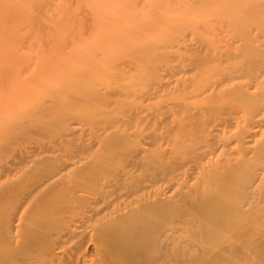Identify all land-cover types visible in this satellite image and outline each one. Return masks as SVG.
<instances>
[{"label":"bare ground","instance_id":"obj_1","mask_svg":"<svg viewBox=\"0 0 264 264\" xmlns=\"http://www.w3.org/2000/svg\"><path fill=\"white\" fill-rule=\"evenodd\" d=\"M52 1L0 0V264H264V0Z\"/></svg>","mask_w":264,"mask_h":264},{"label":"rangeland","instance_id":"obj_2","mask_svg":"<svg viewBox=\"0 0 264 264\" xmlns=\"http://www.w3.org/2000/svg\"><path fill=\"white\" fill-rule=\"evenodd\" d=\"M22 1H23V0H20L19 4L17 5V7L19 6L18 9H20V8H22V7H29L30 4L28 5V2H30V0H26L25 3H24V1H23L24 4H27V5H25V6H22V5H23V4H22ZM54 1H55V2H54ZM57 1H58V0H53L52 3H54L55 6H56V5L59 4V2H61L60 0H59L58 2H57ZM13 3H14V2H13ZM13 3H3V5H9V6H11ZM30 3H31V2H30ZM54 4H52V5H54ZM86 4H88L87 1H86V3H85V1H79V2H75V1H74L73 3H71L70 6H73V9H74L73 12L71 13L72 16H73V14H76V13H75V11H76L75 9H76L77 7L79 8V10H80V8L83 9V8H84L83 6L89 7V5L87 6ZM89 4H91V3L89 2ZM82 7H83V8H82ZM84 9L86 10V8H84ZM84 9H83V10H84ZM19 11H20V10H19ZM170 14H171V13H168V15H170ZM172 14H173V13H172ZM172 14H171V15H172ZM168 15L166 14L165 16H168ZM172 16H173V15H172ZM172 16H171V17H172ZM90 17H92V14H91ZM95 17H96V15H95ZM168 17H170V16H168ZM78 18H79V17L77 16V19H78ZM91 19H92V18H91ZM101 20H103V18H102ZM78 21H79V20H78ZM163 21H164V20H163ZM16 22H17V23H16ZM75 22L77 23V21H75ZM101 22H102V21H101ZM9 23H11L12 25L9 24ZM162 23H163V22H162ZM5 24H6V26H5ZM8 24H9L10 26H12V27L9 28L10 26L8 27ZM18 24L20 25V23H19L18 21H15V20H13V22H12V21H9L8 23L0 24V32H1V31H4V32H5V29H6L7 27H8L9 29H11V30L6 29V32H7L8 34L14 32L15 30L17 31L18 29L21 28V25L19 26ZM75 25H76V28L73 30V27H75ZM77 25H78V24H72V25H70V27H68V28L66 27V29H68V30L65 29L67 32H66V31H63V30H61L62 32H60V30H59V31L57 30V31H56L57 33L55 32L56 35L54 34V38H55V39L60 38V40H61V38H62V39L64 38L63 41L66 42V44L64 43V45H65V46L68 45V46H67V49H64L65 46H62L61 49H60V47L57 46V44H58L57 42H55L54 44H53V43H50V44H51V49H50L51 51H50V53H48V56H47V57H45V55H47V53H46V51H47L46 48H45V49H40V47L37 46V47L39 48V49H38V48L35 46V44L31 45V47H29V46L27 45V46H28L27 49L25 48V47H27V46H25V47L23 46L22 49L20 50L19 55H18V56H22V57H20V62H21V63L19 64V63L17 62V63H18L17 65H20V66H16V68L18 67L17 69H20V68L23 66L22 63H23L24 61H27V63H24L25 65L28 64V61H29L28 59H29V57H28L27 60H25V59L27 58V57L25 58V56H27V55H23V54H25V53H27V52H29L28 54L31 55L30 58H33V56H35L34 54H36V55L38 56V59H36V56H35L34 58L36 59V60H35L36 62L39 61V64H40V61H42V60H41V56H42L43 60H45V62H44L45 64H43V66H47L48 64H49V65H50V64L53 65L52 63H58V62L61 60L63 64L61 63V61L57 64L58 66H57V71H56V72H58V73L54 72L56 69H54L52 66H50L51 70H49V69H48V70L51 71V73H53V74L56 73V74H54V76H51V75H50L51 73H50V74L46 75L45 77L42 76V78H46V77L49 78V77L51 76V78H49L48 81H47V84H48L49 80H50V82H55V81H53V80L56 79V78H58V77L60 76V74H61L60 71L64 70V69L62 68L64 65L67 66V67L65 66V67H66L65 72L71 71L73 67H75V68L77 69L78 67H76V66H79V67H80L81 65L83 66V64H84V66H85V63H86V66H87V64H88V63H87L88 60L85 58V56H84V54H83L84 51H86V50H84L83 48H84V46H85V48H86L87 46H88V48H89V46L93 43L92 41H95V40H94L95 38L92 37V38H93V40H92L91 36H93V35L96 33V31H95L96 29L90 30V29H91V28H90V29H89L90 31H88V32L86 31L87 33L84 35L85 31L82 32V30H81V31L78 30L79 27H77ZM159 26H160V24H159ZM156 27H157V26H156ZM4 28H5V29H4ZM14 28H15V29H14ZM77 28H78V29H77ZM157 28H158V27H157ZM62 29H63V28H62ZM69 29H72V30L74 31L75 35L79 36L78 38H79L80 40L77 41V42H78V44L76 43L77 45H76L75 43H74V44L71 43L72 40L70 39V36L68 35V31H70ZM8 30H9V31H8ZM84 30H85V29H84ZM78 31L82 32L81 35L79 34ZM109 31H111V30H109ZM59 32H60V33H59ZM98 32H99V31H97V33H96L95 35H97ZM25 33H26V32H25ZM71 33H72V31H71ZM108 33H110V32H108ZM152 33H153V32H152ZM154 33H155V32H154ZM72 34H73V33H72ZM110 34H111V33H110ZM16 35H17V34H16ZM104 35H105V33H104ZM106 35H107V34H106ZM113 35L116 36L114 33H113ZM60 36H61V37H60ZM97 36L99 37V36H101V35L98 34ZM111 36H112V34H111ZM114 36H112L111 38H113V40L115 41ZM0 37H1V38H0V40H1V41H0V44H2V46H4V44H5V40H6V44H7V45H8L9 42H11L10 45H12V42H17V41H23V40H24L23 38H22L21 40H20L19 38H16L15 40H11V38L9 39V38H4V37H2V36H0ZM9 37H10V36H9ZM98 37H96V41H95L94 43H97L98 40L100 41V40H103V39L105 40V38H108V39L110 38L109 35H108V37L103 36V37H105V38H98ZM78 38H77V39H78ZM115 38H116V37H115ZM117 38H118V37H117ZM117 38H116V40H117ZM3 39H4V40H3ZM55 39H54V40H55ZM83 39H84V40H83ZM90 39H91L92 41H91ZM70 40H71V41H70ZM113 40H112V39H111V40L109 39V41H113ZM86 41H87V42L91 41V43L89 42V43H88L89 45H88V44L86 43ZM99 41H98V42H99ZM80 42H81V44L83 43V46H82L81 44H79ZM84 42H85V43H84ZM7 45H6V46H7ZM79 45H81V47H80ZM86 45H87V46H86ZM94 45H95V44H94ZM98 45H99V44H97L96 46L93 47V44H92L91 46H92L93 48H96ZM34 46H35L36 48H34ZM56 46H57V47H56ZM104 46H105V45H104ZM19 47H20V46H18V47L15 46L14 48H15V49H18V52H19V49H20ZM53 47H54V48H53ZM68 47H69V48H68ZM82 47H83V48H82ZM92 47L89 48V49L91 50ZM107 47H108V46H107ZM24 48H25V49H24ZM55 48H56V49H55ZM57 48H58V49H57ZM79 48H81V50H83V51L79 50ZM33 49H34V50H33ZM53 49H55L54 52H52ZM63 49H64V50H63ZM76 49H77V50H76ZM86 49H87V48H86ZM89 49H88V50H89ZM99 49L101 50V47H99ZM171 49H172V48H171ZM175 49H176V48H174V49H172V50H175ZM23 50H26V52H25V51L23 52ZM29 50H30V51H29ZM32 50H33L34 53H32ZM35 50H36V51H35ZM39 50H40V51H39ZM56 50L59 51L60 55H59V53H58V54L55 53V52H58V51H56ZM72 50H73V51H72ZM74 50H75V51H74ZM78 50H79V53H81V52H83V53H81V54L78 55ZM88 50H87V52H89V54H93V51L91 52L90 50H89V51H88ZM38 51L41 53V56H40V54L38 53ZM70 51H71V52H70ZM80 51H81V52H80ZM97 51H98V50H97ZM21 52H22V55H21ZM47 52H48V51H47ZM69 52H70L71 54H70ZM72 52H73V53H72ZM87 52H86V54H87ZM95 52H96V51H95ZM42 53H43V54H42ZM45 53H46V54H45ZM52 53H55L54 56L58 55L59 57H58V56H56L55 58L50 57ZM64 53H65V54H64ZM96 53H97V52H96ZM98 53H99V52H98ZM52 55H53V54H52ZM66 55H67V56H66ZM81 55L84 56V57L81 58V57H80ZM63 57H64V58H63ZM66 57H67V58H66ZM78 57H79V58H78ZM34 58H33V59H34ZM84 58H85L87 61H84V60H85ZM5 59H6V58H5ZM5 59H4V60H5ZM22 59H23V61H21ZM33 59H30V60L33 62V61H34ZM62 59H63L64 61H63ZM67 59H69V60L67 61ZM137 59H138V58H137ZM18 60H19V59H18ZM57 60H58V62H57ZM138 60H139V59H138ZM35 61H34V62H35ZM71 61H72V63H70ZM32 62L29 63L30 65H26V66H25L26 69L28 70V66H29L30 68H31V67L34 68L35 66H37V67H35L36 69L34 68V69L30 70L31 72H30V71H27V73H28V75H29L30 77H27L28 75L26 76L24 73H22L23 75H22L21 78H24L23 76H25V80H27V79H29V78L32 80V78H33L32 81H37V80L39 79V77L37 76V78H35L34 75L32 76V74H33L32 72H33V71H38L37 69L39 68V66H38V63L35 62V63H36V64H35V63L33 62L34 64H32ZM51 62H52V63H51ZM64 62H67V64H64ZM138 62H140V60H139ZM138 62L136 63V65L139 64ZM73 63L75 64V66L73 65ZM77 63H78L79 65H78ZM68 64H69V66H68ZM89 64H91V63H89ZM32 65H33V66H32ZM49 65H48V67H49ZM72 65H73V66H72ZM55 66H56V65H55ZM19 67H20V68H19ZM41 67H42V66H41ZM59 67H60L62 70H61ZM65 67H64V68H65ZM42 68L44 69V67H42ZM58 68L60 69V71L58 70ZM161 68H164V66H162ZM23 69H24V68H23ZM26 69H25V70H26ZM45 69H46V68H45ZM40 70H41V69H39V71H40ZM133 70H134V69H133ZM133 70L131 71V73H132V74H134V72L136 73V71H133ZM162 70H163V69H162ZM15 71H17V70H15ZM23 71H24V70H23ZM45 71H46V74H47L48 71H47V70H45ZM13 72H14V70H13ZM13 72H12V74H13ZM29 72H30L31 74H30ZM43 72H44V71H42V73H43ZM14 73H15V72H14ZM27 73H26V74H27ZM34 73H35V72H34ZM59 73H60V74H59ZM62 73H64V72H62ZM131 73H130V74H131ZM17 74H18V72L16 73V75H17ZM38 74H41V72H38ZM44 74H45V73H44ZM53 74H52V75H53ZM58 74H59V75H58ZM10 75H11V74H10ZM14 75H15V74H14ZM16 75H15V76H16ZM20 75H21V74H20ZM49 75H50V76H49ZM55 75H56V76H55ZM15 76H12V77L15 78ZM31 76H32V78H31ZM40 76H41V75H40ZM48 76H49V77H48ZM8 77H9V76H8ZM8 77H6V79H7ZM12 77H11V78H12ZM54 77H55V78H54ZM14 78L11 79V84H13V81H15ZM16 78H17V77H16ZM34 78H35L36 80H34ZM42 78H40V81H41ZM47 78H46V80H47ZM52 78H53V79H52ZM8 79H10V78H8ZM30 79H29V81H30ZM124 79H125V78H124ZM124 79L121 80L122 83L124 84V83L126 82V84L128 85V84H129L128 82H130L131 79H129V77H128V78L126 77L125 80H124ZM19 80H20V78H19ZM19 80H18V82H19ZM23 80H24V79H22V81H23ZM43 80L45 81V79H42V82H43ZM51 80H52V81H51ZM57 80H59V79H56V81H57ZM32 81H31V82H32ZM3 82H4V81H3ZM16 82H17V81H16ZM14 83H15V82H14ZM21 83H24V82H20L19 84H21ZM33 83H34V82H32V84H33ZM40 83H41V82H38V81H37V82H35V84H33L32 86H35V88L37 87L36 89L38 90V88H41V86H43V85H41ZM122 83H121V85H123ZM4 84H5V83H4ZM9 84H10V83H9ZM9 84H8V85H9ZM11 84H10V85H11ZM15 84H16V83H15ZM15 84H14V85H15ZM28 84H29L28 81H26V86H27V88L29 89L28 91H30L31 93H33V92H34L33 90H35V88L33 87L34 89H32V86H29ZM42 84H44V83H42ZM49 84H50V83H49ZM51 84H52V83H51ZM39 85H41V86H39ZM45 85H46V84H45ZM45 85H44V86H45ZM1 86H2V85H1ZM4 86H5V85H4ZM22 86H23V85H22ZM26 86H25V87H26ZM49 86H50V85H49ZM123 86H124V85H123ZM12 87H13L14 90H17V88H18V87H17V88H14V86H12ZM15 87H16V86H15ZM20 87H21V86H20ZM30 87H31V88H30ZM9 88H10V87L7 88V86H5L4 89H3V88H0V93H1V91L6 90L5 92H8V94L10 95V98H11L12 93H11V91H10ZM48 88H49V87H48ZM23 89H24V88H23ZM42 89H44V87H42ZM42 89H40V90H42ZM45 89H47V88L45 87ZM26 90H27V89H26ZM37 90H36V91H37ZM12 91H13V90H12ZM28 91H27V92H28ZM3 92H4V91H3ZM8 94L6 93V95H8ZM6 95H4L5 97H3V94H1L0 97H3L4 99H6V98H7ZM8 97H9V96H8ZM10 98H9V99H10ZM7 99H8V98H7ZM9 99H8V100H9ZM164 100H165V99H164ZM4 101L7 102V100H4ZM5 102H4V103H5ZM3 105H5V104H3ZM0 106H1V105H0ZM171 143H174V142H171ZM224 144H229L230 147L227 145L228 148H231V147H235V146H236V143H224ZM224 144L222 143V145H224ZM217 145L220 146V143H218V144L216 143V144H213V145H212V146H215L214 149L212 148V155H211V156L214 157V158L217 157V156L219 155V153L222 152L221 149H223V146H220V147H221V148H219L220 150H217V148L219 147V146H217ZM216 150H217V151H216ZM183 152H184V151H183ZM213 152H216V153L214 154Z\"/></svg>","mask_w":264,"mask_h":264}]
</instances>
